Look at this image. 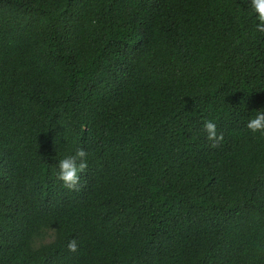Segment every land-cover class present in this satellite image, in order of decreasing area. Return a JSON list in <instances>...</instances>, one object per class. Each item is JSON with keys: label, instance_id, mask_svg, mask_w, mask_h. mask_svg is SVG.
Instances as JSON below:
<instances>
[{"label": "trees", "instance_id": "trees-1", "mask_svg": "<svg viewBox=\"0 0 264 264\" xmlns=\"http://www.w3.org/2000/svg\"><path fill=\"white\" fill-rule=\"evenodd\" d=\"M248 13L0 0V264H264V137L245 127L264 34ZM80 147L69 190L54 168Z\"/></svg>", "mask_w": 264, "mask_h": 264}, {"label": "clouds", "instance_id": "clouds-1", "mask_svg": "<svg viewBox=\"0 0 264 264\" xmlns=\"http://www.w3.org/2000/svg\"><path fill=\"white\" fill-rule=\"evenodd\" d=\"M249 15L254 17L255 31L264 34V0H247ZM246 129L255 137L259 134L264 137V107L256 109L254 115L247 119L245 123ZM203 130L206 132V138L213 142L215 147L223 135L217 134L216 124L211 120L204 121ZM88 153L83 147L75 149L71 154L63 155L56 162L54 171L57 172L56 179L62 182V185L69 190L75 189L80 181V173L87 167ZM67 248L71 252L77 249L76 241L70 240L67 243Z\"/></svg>", "mask_w": 264, "mask_h": 264}, {"label": "rangeland", "instance_id": "rangeland-1", "mask_svg": "<svg viewBox=\"0 0 264 264\" xmlns=\"http://www.w3.org/2000/svg\"><path fill=\"white\" fill-rule=\"evenodd\" d=\"M45 240H48V237H45V239H41L42 242L45 241Z\"/></svg>", "mask_w": 264, "mask_h": 264}]
</instances>
